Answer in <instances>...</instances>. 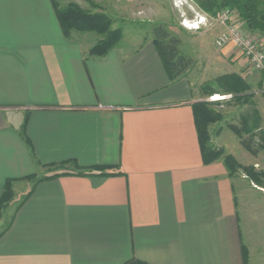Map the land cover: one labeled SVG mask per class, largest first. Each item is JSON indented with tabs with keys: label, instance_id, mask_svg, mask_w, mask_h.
<instances>
[{
	"label": "crops",
	"instance_id": "0c3cea01",
	"mask_svg": "<svg viewBox=\"0 0 264 264\" xmlns=\"http://www.w3.org/2000/svg\"><path fill=\"white\" fill-rule=\"evenodd\" d=\"M91 33L65 36L51 0H0V197L27 182L0 264L262 262L241 235L262 214L254 182L203 162L189 79L168 78L152 30H122L100 57Z\"/></svg>",
	"mask_w": 264,
	"mask_h": 264
},
{
	"label": "rangeland",
	"instance_id": "374dc122",
	"mask_svg": "<svg viewBox=\"0 0 264 264\" xmlns=\"http://www.w3.org/2000/svg\"><path fill=\"white\" fill-rule=\"evenodd\" d=\"M56 1L60 5L75 2L91 12L103 13L111 18L112 28H121L129 34L131 32L147 34L153 29L154 25H159L169 34L178 37L180 52L191 58V65L183 77L189 79L193 89L195 88L198 92L199 99L204 101L205 105L201 107V110L206 108L202 113L205 114L207 119H210L206 124L207 149L208 151L213 150L212 152H216L217 155L220 153L213 161L220 158L223 162L224 155L231 154L223 148L224 146L221 145L223 143V145L229 144V148L232 149L234 155H231L234 158V163L250 167H237L235 164L232 168L234 169L233 176L237 178L246 176L250 180L249 172L252 169H264V148L256 155L250 153L241 144V136L229 127L230 123L240 126L242 122H250V118L254 113V111L251 113V110L254 109L258 115V124L253 128L250 137L259 146L264 145V89H262L264 88L262 75L264 71H259L252 66L249 58L233 44H227L223 47L215 45L214 38L217 33L227 29L225 24L218 20V15L222 9L214 14L204 12L198 7V0ZM231 18L235 25L237 24L246 34L253 37L254 42L264 50V45L261 43L263 34L249 31L236 14L232 13ZM197 19L200 22L198 28L190 29L183 25V21L187 20L190 23L197 21ZM184 23L186 25V22ZM91 34L95 36L94 33ZM229 73L239 74L251 84V87L239 92L230 89H218L211 94H202L203 91H201L200 85L203 82L214 81L220 75ZM249 98L253 100L249 102ZM221 126H225L224 128L227 129H224V135L218 136L219 134H215V131L216 128ZM245 154L247 155L245 156ZM255 163L257 165H254ZM64 164H61L60 167H63ZM259 179L261 184L254 182V189L247 187L249 189L244 191V194L248 202L247 205L255 206L254 210L250 208L251 213L261 212L262 214H250L249 224L241 223V235L244 240L250 237L249 244L254 247V258L261 254L262 248L264 249V176H259ZM26 183H12L9 199L0 206V230L5 226L14 207L25 193L23 187ZM245 184L247 185V181ZM261 244L262 248L260 247ZM260 259L264 263V258ZM255 262L263 264L261 261L259 263L258 261Z\"/></svg>",
	"mask_w": 264,
	"mask_h": 264
},
{
	"label": "trees",
	"instance_id": "16d2710c",
	"mask_svg": "<svg viewBox=\"0 0 264 264\" xmlns=\"http://www.w3.org/2000/svg\"><path fill=\"white\" fill-rule=\"evenodd\" d=\"M51 3L59 25L65 36H68L72 30H76L78 32H94L101 36L90 46V55L98 57L104 56L120 40L122 30L121 28L111 27L112 20L109 16L103 13L86 10L75 2H67L60 5L56 0H51ZM197 5L202 11L213 14L223 8H229L232 13L236 14V16L243 22L249 31L259 32L264 35V0H198ZM152 32L154 45L162 59L168 78L170 80H174L183 77L188 67L191 65V58L180 52L179 38L169 34L168 31L159 25H154ZM250 87L251 84L236 73L222 74L214 81H205L200 85V89L203 91L202 94H211L218 89H230L234 92H239L241 90L249 89ZM248 101L251 102V100ZM204 105L205 103L202 100L196 103L194 121L198 132L203 162L209 163L219 156L220 153L217 155L215 151V153H213V150L208 151L207 149L206 144L208 143V138L206 133V124L210 121V119H207L205 114L202 113L203 110L206 109L203 108V110H201V107H204ZM251 113L253 114L250 118V122H242L240 126L230 123L229 127L233 132L241 136V144L243 147L250 153L256 155L262 148H264V145L259 146L250 137V135H252L253 128H255L258 124L257 113L254 109L251 110ZM21 131L25 140L28 141L24 133V126H22ZM69 162H72V160L60 162L59 165ZM223 162L229 175H233L234 169L232 168L235 164L237 167H246L242 166V164L234 163V158L231 154H225ZM74 166L77 169V174H87L93 170H100L103 172L105 169L110 168L99 165L81 167L74 164ZM249 176H251L250 180L261 184L259 176H264V169H252L249 172ZM13 181L14 179H7L5 181L3 185V192L0 197V206H2L6 200L9 199ZM127 264L143 263L138 262L137 260H132Z\"/></svg>",
	"mask_w": 264,
	"mask_h": 264
},
{
	"label": "built area",
	"instance_id": "2783aa9c",
	"mask_svg": "<svg viewBox=\"0 0 264 264\" xmlns=\"http://www.w3.org/2000/svg\"><path fill=\"white\" fill-rule=\"evenodd\" d=\"M231 17L232 11L229 8H223L218 15V20L222 21L227 29L217 33L214 38L215 45L223 47L227 44H233L240 49L242 54L249 58L252 66L259 71H264V50L254 42L253 37L246 34L237 24L235 25ZM184 22L183 25L185 26ZM196 22L199 25V19Z\"/></svg>",
	"mask_w": 264,
	"mask_h": 264
},
{
	"label": "bare ground",
	"instance_id": "6f19581e",
	"mask_svg": "<svg viewBox=\"0 0 264 264\" xmlns=\"http://www.w3.org/2000/svg\"><path fill=\"white\" fill-rule=\"evenodd\" d=\"M185 22H186L185 27L190 28V29L198 28V26H199L196 21H192V22L188 23V21L186 20Z\"/></svg>",
	"mask_w": 264,
	"mask_h": 264
}]
</instances>
